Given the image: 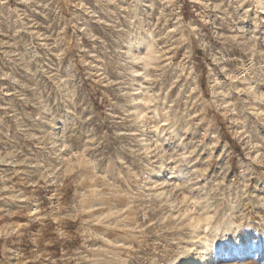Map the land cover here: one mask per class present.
<instances>
[{
	"label": "rangeland",
	"instance_id": "rangeland-1",
	"mask_svg": "<svg viewBox=\"0 0 264 264\" xmlns=\"http://www.w3.org/2000/svg\"><path fill=\"white\" fill-rule=\"evenodd\" d=\"M262 1L0 0V264H264Z\"/></svg>",
	"mask_w": 264,
	"mask_h": 264
},
{
	"label": "bare ground",
	"instance_id": "bare-ground-1",
	"mask_svg": "<svg viewBox=\"0 0 264 264\" xmlns=\"http://www.w3.org/2000/svg\"><path fill=\"white\" fill-rule=\"evenodd\" d=\"M260 1H262V0H260ZM262 2H263V1H262ZM263 3H264V2H263ZM263 10H264V9H263ZM105 22H106V21H105ZM136 23H137V22H136ZM133 24H134V22H133ZM144 24H146V23H144ZM131 25H132V24H131ZM134 27H135V26H134ZM138 29H139V28H138ZM151 29H152V28H151ZM192 29H193V28H192ZM143 30H144V29H143ZM145 31H146V30H145ZM128 32H129V31H128ZM132 33H133V32H132ZM132 33H131V34H132ZM127 34H130V32L127 33ZM142 35L144 36V34H142ZM129 36H131V35H129ZM133 36H134V35H133ZM140 37H141V36H140ZM141 38H142V37H141ZM135 39H136V38H135ZM145 40H146V39H145ZM153 40H154V39H153ZM148 42H149V41H148ZM124 44H125V43H124ZM133 44H134V43H133ZM140 44H141V43H140ZM147 44H148V43H147ZM147 44H146V45H147ZM153 45H154V44H153ZM120 46H121V45H120ZM127 48H128V47H127ZM138 48H139V47H138ZM145 48H146V47H145ZM146 49H147V48H146ZM152 49H153V47H152ZM122 50H123V49H122ZM122 50H121V51H122ZM132 50H133V49H132ZM132 50H131V51H132ZM153 50H154V49H153ZM127 51H128V50H127ZM158 51H159V50H158ZM151 52H152V51H151ZM129 53H131V52H129ZM129 53H127V54H129ZM134 53H135V52H134ZM143 53H144V52H143ZM153 53H154V52H152L151 54H153ZM157 53H158V52H157ZM147 55H149V54H147ZM154 55H155V53H154ZM123 57H125V56L123 55ZM131 57H132V56H131ZM136 57H137V56H136ZM136 57L134 58L135 60L137 59ZM149 57H152V56L150 55ZM154 58H156V57H154ZM138 59H140V58H138ZM141 59H142V58H141ZM124 60H125V59H124ZM152 60H153V59H152ZM130 61H131V60H130ZM148 61H149V60H148ZM154 61H156V60H154ZM140 62H141V60H140ZM142 62H143V61H142ZM143 63H144V62H143ZM143 63H142V64H143ZM148 63H149V62H148ZM150 63H151V62H150ZM154 63H155V62H154ZM133 64H134V63H133ZM152 64H153V63H152ZM130 65H131V63H130ZM139 66H142V65H139ZM145 67H146V66H144V68H145ZM125 68H126V67H125ZM131 68H132V67H131ZM141 68H142V67H141ZM145 69H146V68H145ZM136 71H137V70H136ZM131 72H132V71H131ZM134 75H135V74H134ZM130 78H131V77H130ZM138 78H139V77H138ZM139 98H141V97H139ZM134 99H135V97H134ZM139 100H140V99H139ZM228 100H230V99H228ZM140 102H142V101H140ZM145 103H146V102H145ZM145 105H146V104H145ZM145 105H144V107H142V108H145ZM160 105H162V104H160ZM139 106H141V105H139ZM138 108H139V107H138ZM142 108H141V109H142ZM160 109H161V108H160ZM144 110H145V109H144ZM162 110H163V109H162ZM146 112H147V111H146ZM154 112H155V111H154ZM154 112H153V113H154ZM160 112H161V110H160ZM136 113H137V112H136ZM153 113H152V114H153ZM157 113H158V111H157ZM145 114H146V113H145ZM159 114H160V113H159ZM161 114H162V112H161ZM136 115H137V114H136ZM147 115H148V114H147ZM154 115H157V114H154ZM149 116H150V115H149ZM144 117H145V116H144ZM137 118H139V117H137ZM146 118H148V116H147ZM147 120L149 121V119H147ZM151 120H152V119H151ZM140 121H143V122H144V120H142V119H141ZM143 122H142V123H143ZM144 125H145V124H144ZM142 126H143V124H142ZM153 127H155V126H153ZM143 128H144V126H143ZM144 141L146 142V140H144ZM55 143H56V142H55ZM147 144H148V143H147ZM59 148H60V146H59ZM150 152H151V151H150ZM152 152H153V151H152ZM151 156H152V155H151ZM197 225H198V224H197ZM199 226H200V225H199ZM201 226H202V225H201ZM201 226H200V227H201ZM202 227H203V226H202ZM204 227H206V226H204ZM204 227H203V228H204ZM196 228H199V227H196ZM196 228H195V229H196ZM207 228H208V227H207ZM209 228H210V227H209ZM199 230H200V229H199ZM207 230H208V229H207ZM200 231H202L203 233L206 232V231H205V228H204V231H203V229H201ZM222 232H223V231H222ZM198 233H199V232H198ZM235 233H236V231H235ZM204 234H205V233H204ZM199 235H200V234H199ZM196 236H197V235H196ZM200 236H202V235H200ZM201 239H203V237H202ZM201 239H200V240H201ZM204 242H205V241H204ZM241 245H242V244H241ZM223 246L226 248V250H228L227 254H225V255L223 254L225 258L228 257V255H229V256L234 255V252H235V253H240V252L244 253V252H245V250H243V248H239V249H238V247H237V248L234 249L233 246L230 245V241H229V240L227 241V240L222 239V238H221L220 243L217 244V246H216V244L214 243L212 248H213L214 250H216V249H218V248H220V247H223ZM196 250H197V249H196ZM199 251H204V250H202V248H200ZM232 252H233V253H232ZM235 255H236V254H235ZM201 256H202V259H201V260H203L205 255L203 254V255H201ZM206 256H207V255H206ZM215 256H218V255L215 254ZM218 257L220 258V257H222V255H219ZM222 259H223V257H222ZM222 259H221V260H222ZM177 264H185V262H184L183 260H180Z\"/></svg>",
	"mask_w": 264,
	"mask_h": 264
}]
</instances>
